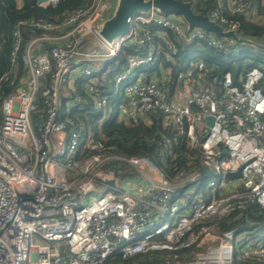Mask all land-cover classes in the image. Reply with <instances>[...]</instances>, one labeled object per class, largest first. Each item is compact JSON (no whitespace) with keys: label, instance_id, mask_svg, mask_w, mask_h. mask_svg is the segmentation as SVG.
I'll use <instances>...</instances> for the list:
<instances>
[{"label":"built area","instance_id":"1","mask_svg":"<svg viewBox=\"0 0 264 264\" xmlns=\"http://www.w3.org/2000/svg\"><path fill=\"white\" fill-rule=\"evenodd\" d=\"M61 1L36 0L35 5L56 7ZM181 1L193 9L215 2L203 15L239 36L240 25L229 16L257 22L255 0ZM110 9L111 0H88L59 24L21 21L13 32L11 60L23 64L24 74L12 83L16 90L0 114V264H123L150 251L193 247L201 249L194 260L180 264H264V234L247 239L239 227L220 231L212 224L251 205L264 213V70L253 68L238 85L230 72L216 79L220 97L202 77L182 75L180 93L186 86L188 94L182 101L169 99L162 82H130L135 71L158 57L174 63L181 43L200 42L225 52L238 44L202 28L189 31L181 17L152 11L136 16L130 33L109 46L96 29ZM21 28L40 32L24 49ZM127 43L146 52L129 57L109 83L113 90L103 92L94 77L101 72L97 66L114 61ZM197 69L203 72L204 66ZM80 75L95 108L105 109L104 119L114 112L109 93L121 91L126 106L120 112L129 123L161 113L176 135L186 134L193 147L200 146L210 179L198 172L169 179L148 159L106 155L104 143L87 136L83 123L62 118L63 99L69 100L67 112L83 101L76 92ZM40 102L45 109L34 121ZM171 146L168 140L167 149ZM83 152L92 156L82 159ZM122 166L144 182L131 191L121 188ZM238 172L239 178L226 179ZM98 187L113 192L86 201Z\"/></svg>","mask_w":264,"mask_h":264},{"label":"trees","instance_id":"2","mask_svg":"<svg viewBox=\"0 0 264 264\" xmlns=\"http://www.w3.org/2000/svg\"><path fill=\"white\" fill-rule=\"evenodd\" d=\"M31 1L0 0V114L3 101L16 90L17 85L12 83L24 74L23 64L20 61L11 60L13 32L17 29L19 22L43 19L59 24L68 13L82 7L88 0H62L56 7L48 8L32 5ZM260 1L257 0L256 3L259 5ZM215 5L213 1L208 2L204 8L198 4L194 6V11L198 14H207L208 10ZM259 14L264 18V7L260 5ZM229 18L239 23L243 36L264 41V19L254 22L247 20L244 16H229ZM21 32L23 49L33 36L40 34L38 31L32 33L28 28H21ZM48 49V46H44L42 51H48ZM179 49V55L174 63H166L162 57H158L156 63L136 70L130 82L135 83L139 79L143 82L157 80L169 89L166 96L169 99H175L180 93L181 76L191 73L192 79L202 77V83L209 85L220 97L223 89L221 84H216V79L222 81L225 74L230 72L234 84L238 85L240 79L253 68L264 70V53L255 56L239 45L231 46L227 52L211 49L200 42L181 43ZM143 52L146 51L132 43H127L114 61L104 64L101 72L94 75L103 92L113 90V86L109 83L115 82L125 70L129 57ZM197 64L204 66L203 72L197 69ZM85 82V77L80 75L76 92L83 101L76 108L67 112L69 100L63 99L62 118L70 117L72 121L83 123L87 136L104 143L107 149L106 155L148 159L169 179H174L182 172L186 175L198 172L204 176L205 180L210 179L211 171L202 164L200 146L193 147L186 134L176 135L170 126L164 124V116L161 113H149L138 123H129L120 112L121 108L126 106V95L121 91L109 93L112 95L109 107H113L114 112L104 119L105 109L95 108L92 95L84 86ZM44 109L43 103L40 102V112L34 115V121L40 120L39 115L43 114ZM168 140L172 141L170 150L166 147ZM163 153L165 156L162 155ZM81 155L82 159H85L92 156V153L83 152ZM212 224H215L220 231L239 227L241 232L246 234L247 239H257L264 234V213H261L258 206L251 205L242 213L215 220ZM195 251L200 249L193 247L180 252L150 251L122 263L180 264L192 261ZM240 264L256 263L249 260Z\"/></svg>","mask_w":264,"mask_h":264},{"label":"water","instance_id":"3","mask_svg":"<svg viewBox=\"0 0 264 264\" xmlns=\"http://www.w3.org/2000/svg\"><path fill=\"white\" fill-rule=\"evenodd\" d=\"M39 3L46 0H38ZM36 0L31 4L35 5ZM152 11L162 16L181 17L187 25L189 31L194 28H202L205 31L212 32L219 38L232 40L234 43L248 47L254 50L264 51V41H259L251 37L239 36L235 30L223 31L215 21L203 14L194 11L191 3L181 0H111L110 11L100 20L97 25V35L109 46L118 44L119 40L131 31L133 19L138 15H148ZM214 119L208 118L207 122L212 126ZM185 131H188V122L185 118ZM193 144L195 137H191ZM227 152L226 150L224 151ZM241 173L228 174L226 179L239 178ZM99 185L114 186V181L100 182Z\"/></svg>","mask_w":264,"mask_h":264},{"label":"rangeland","instance_id":"4","mask_svg":"<svg viewBox=\"0 0 264 264\" xmlns=\"http://www.w3.org/2000/svg\"><path fill=\"white\" fill-rule=\"evenodd\" d=\"M245 49L247 51L253 53L255 56L262 55L264 53V51L254 50V49H251V48H248V47H245ZM97 67L101 68V67H103V65H99ZM186 95L187 94H185V96ZM185 96H184V94L182 95L181 93H178V95L176 96L175 100L182 101ZM120 170H121L122 176H121V178L118 179V183H119V186L121 188H124L127 191H131L137 184H140V183L144 182L142 177L133 175L132 172H130V170H128L127 167L122 166ZM110 192H113V191H110V190L105 189L103 187H98L96 192H94L93 194H91L90 196H88L86 198V201H88L89 199L91 200L92 198H97V197L104 196V195H106V194H108ZM198 252L199 251H195L194 254H196ZM194 258H195V255L192 257L191 260H194Z\"/></svg>","mask_w":264,"mask_h":264},{"label":"crops","instance_id":"5","mask_svg":"<svg viewBox=\"0 0 264 264\" xmlns=\"http://www.w3.org/2000/svg\"><path fill=\"white\" fill-rule=\"evenodd\" d=\"M257 0L254 1L253 3V9H252V12H253V17H254V20L255 21H262L264 18L259 14V5L264 7V0H261L260 1V4L258 5V3H256ZM257 19V20H256ZM259 19V20H258ZM183 92L184 93H181L182 95L184 94H188L186 92H188V87L184 86V88H182Z\"/></svg>","mask_w":264,"mask_h":264}]
</instances>
